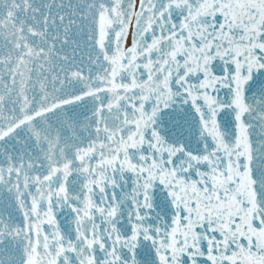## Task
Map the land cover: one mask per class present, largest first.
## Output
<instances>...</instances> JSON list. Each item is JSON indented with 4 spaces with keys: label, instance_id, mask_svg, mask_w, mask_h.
<instances>
[{
    "label": "snow or ice",
    "instance_id": "obj_1",
    "mask_svg": "<svg viewBox=\"0 0 264 264\" xmlns=\"http://www.w3.org/2000/svg\"><path fill=\"white\" fill-rule=\"evenodd\" d=\"M0 264H264V0H0Z\"/></svg>",
    "mask_w": 264,
    "mask_h": 264
}]
</instances>
